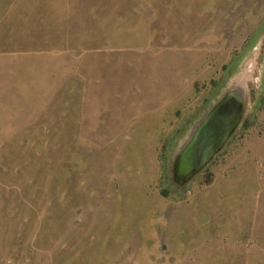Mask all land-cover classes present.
I'll use <instances>...</instances> for the list:
<instances>
[{
    "label": "rangeland",
    "instance_id": "374dc122",
    "mask_svg": "<svg viewBox=\"0 0 264 264\" xmlns=\"http://www.w3.org/2000/svg\"><path fill=\"white\" fill-rule=\"evenodd\" d=\"M253 57L240 126L175 189ZM0 264H264V0H0Z\"/></svg>",
    "mask_w": 264,
    "mask_h": 264
},
{
    "label": "water",
    "instance_id": "95a60500",
    "mask_svg": "<svg viewBox=\"0 0 264 264\" xmlns=\"http://www.w3.org/2000/svg\"><path fill=\"white\" fill-rule=\"evenodd\" d=\"M247 105V91L235 84L210 103L171 160L169 180L175 189H183L222 151L240 126Z\"/></svg>",
    "mask_w": 264,
    "mask_h": 264
},
{
    "label": "bare ground",
    "instance_id": "6f19581e",
    "mask_svg": "<svg viewBox=\"0 0 264 264\" xmlns=\"http://www.w3.org/2000/svg\"><path fill=\"white\" fill-rule=\"evenodd\" d=\"M254 57L248 61L243 71L239 75L235 76L232 81V84H235L246 91L248 82L252 78V73L254 71Z\"/></svg>",
    "mask_w": 264,
    "mask_h": 264
}]
</instances>
